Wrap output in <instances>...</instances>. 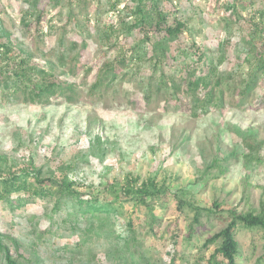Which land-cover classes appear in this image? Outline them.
Returning <instances> with one entry per match:
<instances>
[{
	"label": "rangeland",
	"instance_id": "374dc122",
	"mask_svg": "<svg viewBox=\"0 0 264 264\" xmlns=\"http://www.w3.org/2000/svg\"><path fill=\"white\" fill-rule=\"evenodd\" d=\"M31 1L0 0V24L15 47L49 64L55 75L74 85V92L33 101L0 91L2 168L31 162L44 177L64 175L95 193L127 176L154 179L182 200V215L172 196L154 203V238L146 234L151 217L138 209L133 214L132 205L124 204L123 215L113 221L117 234L127 236L128 216H134L137 229L128 242L134 264H166L173 251L174 264H207L212 248L203 250L202 244L226 226L228 211L256 213L264 202V78L239 105L245 78L256 63L254 53L263 50L264 0H161L168 21L185 24L171 44L174 51L159 60L153 46H144L139 54L146 58L117 69L109 85L98 81L138 45V32L124 28L132 23L130 0H38L36 9L43 12L39 25L38 12L25 16ZM255 12L263 13V30L249 35L248 21H258ZM190 41L217 67L214 79L220 85L206 110H197L181 94L176 99L169 94L170 81L179 83L184 64L183 58L174 64L175 55L183 57L184 51L185 63L196 65L186 49ZM244 139L259 144L260 161H246ZM56 202L35 199L16 210L0 202L3 243L18 264H133L127 256L123 262L117 259L122 243L96 236L95 226L88 231L87 219L77 223L71 216L65 222L71 210L63 200L53 212ZM196 208L212 212H201L202 225L189 239ZM179 229L174 250L171 236ZM236 238L239 264H264L262 230L239 226ZM0 264H5L2 259Z\"/></svg>",
	"mask_w": 264,
	"mask_h": 264
},
{
	"label": "trees",
	"instance_id": "16d2710c",
	"mask_svg": "<svg viewBox=\"0 0 264 264\" xmlns=\"http://www.w3.org/2000/svg\"><path fill=\"white\" fill-rule=\"evenodd\" d=\"M59 0H53L57 4ZM38 0H32L29 3V14L35 15ZM133 7H130V16L132 23L127 26L123 21L124 28L129 32L137 31L139 34L138 45L136 49H130L123 57L118 59L116 64L111 65L110 76L105 75L101 80L108 81L111 84L116 78V71L126 66L128 61H141L146 58V55L141 56L139 53L145 51L144 46H153L157 53V58H165V53L172 50L171 44L176 41L185 29L184 22L175 19L173 23L168 21V17L164 14L161 7V0H130ZM116 5H113L115 9ZM116 10V9H115ZM43 12L39 11L36 15V25L42 21ZM258 18L257 22L248 21L249 35L254 34L261 28L259 17L263 13H254ZM25 18V17H24ZM264 32V31H263ZM158 39V40H157ZM263 46L261 52L254 53L256 63L254 69L245 78V83L240 92L239 105L247 103L250 95L256 90L257 84L261 78H264V36L260 42ZM139 48V51H136ZM179 49V47H178ZM186 49L191 56L195 58V66L187 65L186 52L182 51L173 58L174 64L179 62V58H183L184 64L179 69V83L175 80L170 81V91L176 99L182 95L188 99L190 104H194L197 110H206L213 104L215 98V87L220 85L218 79H214L217 67L212 61H209L207 55L194 42L190 41L186 45ZM174 51V50H172ZM129 53L131 56H129ZM180 54V55H179ZM222 54L217 62H222ZM74 85L65 83L57 75L53 73V69L47 63H38L32 59L23 49L15 47L9 35L5 33L0 24V91L5 95L7 92L15 95L19 93L23 96H28L31 100L48 99L49 96L55 99L66 97L74 92ZM93 88H96L93 87ZM181 97V98H182ZM249 153L244 155L247 162L260 161L259 159V144L251 142L249 139H244ZM100 193H95L87 188L76 187L72 181H68L67 177L42 175V170L35 167L31 162L27 165L16 167L6 171L0 165V202L6 203L11 210L21 209L28 204L34 202L35 199H55L57 202L53 212H57L60 208V203L64 200L66 209L71 210L66 222L75 216L78 223L81 219H87L90 228L96 227V236L103 237L107 240L119 241L122 243V248L118 253L117 259L120 261L126 260V256L134 264L135 258L129 251L128 242L133 238L136 232V221H134V212L138 209L144 211L145 215L151 217L149 231L146 234H151L152 237L157 236V216L155 215L154 203L163 204L168 201V197H174L177 201V210L182 215V200L175 198V192L170 191L165 185H159L154 179L140 181L139 178L125 177L124 180H117L111 185H106L101 188ZM125 203L132 205L131 215L127 219V232L129 235L123 236L117 234L115 230V222L113 219L122 216V209ZM217 207V205H215ZM192 223L189 225V239L195 234V227H200L201 212L204 211L208 215L211 210L194 209ZM241 226L247 230L260 229L264 233V202L261 204L258 212L250 211L246 213H238L235 210L228 211V222L226 226L214 233L212 236L205 239L202 244L203 250L212 248L211 254L206 260L207 264H239L240 249L236 238L237 228ZM132 236V237H131ZM181 237V229L173 233L171 243L174 250ZM5 236L0 232V259L5 264H18L11 256L9 247L3 243ZM11 245L17 250L18 244L14 239H9ZM81 244L86 240L82 239ZM169 261L166 264H174L175 251L168 252ZM116 257L115 255L113 256ZM136 264H140L139 262Z\"/></svg>",
	"mask_w": 264,
	"mask_h": 264
}]
</instances>
